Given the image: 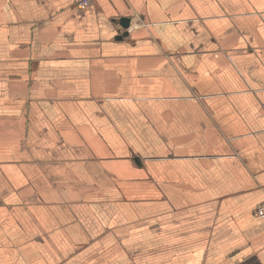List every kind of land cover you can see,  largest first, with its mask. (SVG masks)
Masks as SVG:
<instances>
[{
	"label": "crops",
	"instance_id": "1",
	"mask_svg": "<svg viewBox=\"0 0 264 264\" xmlns=\"http://www.w3.org/2000/svg\"><path fill=\"white\" fill-rule=\"evenodd\" d=\"M262 205L264 0H0V264H264Z\"/></svg>",
	"mask_w": 264,
	"mask_h": 264
},
{
	"label": "water",
	"instance_id": "2",
	"mask_svg": "<svg viewBox=\"0 0 264 264\" xmlns=\"http://www.w3.org/2000/svg\"><path fill=\"white\" fill-rule=\"evenodd\" d=\"M120 24L124 29H128L130 27V24H131V18L130 17H122L120 19ZM128 33L129 32L126 30L123 32V34L118 35L116 37H117V39H122V37L128 35Z\"/></svg>",
	"mask_w": 264,
	"mask_h": 264
},
{
	"label": "built area",
	"instance_id": "3",
	"mask_svg": "<svg viewBox=\"0 0 264 264\" xmlns=\"http://www.w3.org/2000/svg\"><path fill=\"white\" fill-rule=\"evenodd\" d=\"M257 214H258V216L260 215L261 218H264V205L260 206L257 209Z\"/></svg>",
	"mask_w": 264,
	"mask_h": 264
},
{
	"label": "rangeland",
	"instance_id": "4",
	"mask_svg": "<svg viewBox=\"0 0 264 264\" xmlns=\"http://www.w3.org/2000/svg\"><path fill=\"white\" fill-rule=\"evenodd\" d=\"M80 5V4H79ZM260 216V215H259Z\"/></svg>",
	"mask_w": 264,
	"mask_h": 264
}]
</instances>
